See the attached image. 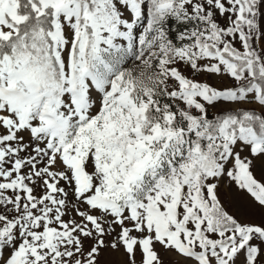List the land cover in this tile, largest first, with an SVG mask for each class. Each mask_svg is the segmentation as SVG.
<instances>
[{"label":"snow or ice","instance_id":"obj_1","mask_svg":"<svg viewBox=\"0 0 264 264\" xmlns=\"http://www.w3.org/2000/svg\"><path fill=\"white\" fill-rule=\"evenodd\" d=\"M0 264H264V0H0Z\"/></svg>","mask_w":264,"mask_h":264}]
</instances>
